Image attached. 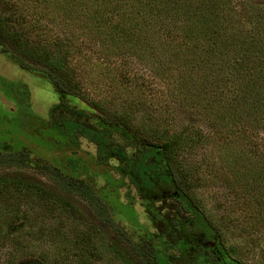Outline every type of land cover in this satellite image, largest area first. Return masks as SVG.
Returning <instances> with one entry per match:
<instances>
[{
	"label": "rangeland",
	"instance_id": "1",
	"mask_svg": "<svg viewBox=\"0 0 264 264\" xmlns=\"http://www.w3.org/2000/svg\"><path fill=\"white\" fill-rule=\"evenodd\" d=\"M0 1L36 10L51 6ZM227 1L221 9L229 7L239 33L252 29L247 11L264 10V0ZM157 23L149 18L131 26L130 40L117 41L118 46L101 43L78 23H70L68 35L62 26L52 28L63 40L60 44L33 32L32 41L51 53L65 57L74 52L68 74L82 87L79 95L58 89L45 72L22 68L0 50V153H20L12 165L0 163V176L41 180L66 206L0 185V264H29L42 252L53 264H81L83 259L89 264H122L108 252L107 242L86 238L89 231L79 215L89 213V206L48 182L45 165L60 166L104 199L125 236L145 248L148 264H264V192L253 195L241 176L235 173V179L225 169L264 166V116L254 118L231 92L226 103L211 97L213 89L199 85L203 71H192L186 60L165 52L171 38ZM62 103L117 125L142 142H163L184 130L175 160L198 182L186 188L185 196L167 175L162 154L151 149L139 160L138 148L123 132L105 135L103 147L91 128H83L86 134L63 136L50 117ZM101 156L103 162L96 165ZM190 222L201 233L195 239L182 231ZM210 240L223 251L222 257ZM84 246L93 254L79 249Z\"/></svg>",
	"mask_w": 264,
	"mask_h": 264
},
{
	"label": "trees",
	"instance_id": "2",
	"mask_svg": "<svg viewBox=\"0 0 264 264\" xmlns=\"http://www.w3.org/2000/svg\"><path fill=\"white\" fill-rule=\"evenodd\" d=\"M30 1L35 4L47 2L51 6L50 9L36 10V8H20L14 2L0 1V50L9 52L22 68L45 72L50 82L64 92L79 95L82 91L79 83L68 74V60L74 52L70 51L65 57L51 53L45 45L35 44L32 41L33 32L36 37L40 36L44 40L53 39L50 42L60 44L63 40L53 35L52 28L57 25L62 26L68 35L70 23H78L83 25L77 26L81 31L88 32L101 43L118 46L117 41L130 40V31L133 30L131 26L136 28L137 23L151 18L157 19L158 29L171 38L166 43L165 52L178 56L179 61L186 60L191 70L194 68L195 72L203 71L200 75V77L204 75L200 79L203 83L199 85L205 86L204 90L211 87L214 91L210 94L211 97L226 103L231 92L240 104L242 103L249 111L252 110L254 118L264 116V10L247 11L246 19L252 29H244L239 33L228 15L229 7L223 9L226 10L225 12L221 9L224 7L222 4L229 5L227 0ZM130 2L137 3L129 7ZM253 18L255 23L251 24ZM221 21L231 27L230 30L227 31ZM230 31H233L237 37ZM106 49V52H110L108 47ZM214 76L216 79H212ZM189 79L193 81V76L191 75ZM234 89L237 91H233ZM193 96L200 98L197 93ZM50 117L53 119L55 129L65 137L75 135L78 131L86 134L84 129L91 128L92 133L102 141V143L99 141L100 147H103L105 135L118 131L123 132L127 141L138 148L139 160L144 157L143 153L146 151L151 149L159 151L162 154L163 167L167 168V175L185 196L186 188L194 187L198 182L197 178L190 179L188 174L184 173L182 169L185 167H177L175 160L185 137L184 130L173 134L163 142H142L134 135L123 131L121 127L78 112L67 107L65 103L54 107ZM67 123L75 124L74 128H70ZM74 153L75 151H70V154ZM19 158L18 152L1 151L0 153L1 164L12 165L18 162ZM102 158L99 157L95 164L102 163ZM226 168L231 170L234 176L235 173L241 176L243 182L249 184L253 195L264 192V166ZM236 168L237 170L234 171ZM209 169L212 171L213 167ZM44 177L56 189L87 203L90 208L89 213L79 215L89 231L86 238L90 240V237H96L107 242L108 252L122 264H148L145 259V248L125 236L111 218L107 202L94 194L89 186L76 180L72 174L65 173L60 166L45 165ZM211 177L212 175L206 178ZM43 183L41 180L38 183L27 177L14 179L5 175L0 176L2 189L17 188L40 199L49 198L55 204L65 206L61 198L48 191L45 188L46 183L45 185ZM71 212L72 210L69 212L71 215L74 214ZM79 249L86 250L89 255L94 251L85 246ZM29 264L53 263L42 252L30 259ZM81 264L89 263L87 259H83Z\"/></svg>",
	"mask_w": 264,
	"mask_h": 264
},
{
	"label": "flooded vegetation",
	"instance_id": "3",
	"mask_svg": "<svg viewBox=\"0 0 264 264\" xmlns=\"http://www.w3.org/2000/svg\"><path fill=\"white\" fill-rule=\"evenodd\" d=\"M182 231L185 233L186 237L190 236L191 238L195 239L196 236L200 235L199 234V228L197 227V225L195 223H187L183 226ZM217 237L215 236L214 239H216ZM206 242L203 243V245ZM208 244H211V248L214 249V251L218 254H220V256L222 257L221 254H223V251L220 252L219 247H217V243L214 242L213 240H210L207 242ZM226 259L223 258V261L225 262Z\"/></svg>",
	"mask_w": 264,
	"mask_h": 264
}]
</instances>
